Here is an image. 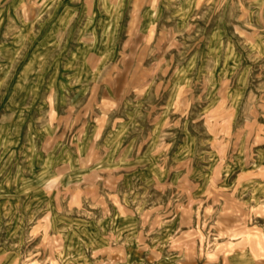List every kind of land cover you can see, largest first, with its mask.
<instances>
[{
  "label": "rangeland",
  "instance_id": "rangeland-1",
  "mask_svg": "<svg viewBox=\"0 0 264 264\" xmlns=\"http://www.w3.org/2000/svg\"><path fill=\"white\" fill-rule=\"evenodd\" d=\"M0 264H264V0H0Z\"/></svg>",
  "mask_w": 264,
  "mask_h": 264
}]
</instances>
